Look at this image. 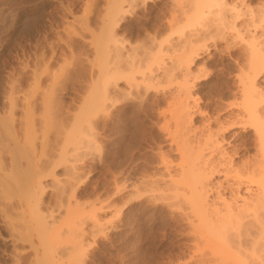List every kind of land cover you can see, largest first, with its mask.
<instances>
[{"label":"rangeland","instance_id":"rangeland-1","mask_svg":"<svg viewBox=\"0 0 264 264\" xmlns=\"http://www.w3.org/2000/svg\"><path fill=\"white\" fill-rule=\"evenodd\" d=\"M118 1L0 0V264L246 261L233 247L234 254L224 247L210 250L194 230L190 194L178 188L172 200L165 182L179 179L181 154L199 148L197 138L204 142L209 124L198 109L231 122L228 139L219 142L227 147L232 140L239 163L257 157L255 127L238 120L242 82L249 86L255 73L254 87L262 92L256 94L264 98V58L263 69L254 72L245 49L254 40L264 48V0H121L127 10L117 13L120 23L113 19V32L124 45L111 55L122 50L128 74L118 81L124 98L107 117L101 34L109 18L104 16ZM196 9L197 16H209L194 23L188 16ZM178 115L184 116L180 127ZM134 125L141 134L130 139ZM185 127L193 132L179 136ZM25 170L31 175L20 176ZM121 174L128 187L133 184L124 207ZM16 175L22 177L18 182ZM155 180L162 183L153 192L148 186Z\"/></svg>","mask_w":264,"mask_h":264},{"label":"bare ground","instance_id":"bare-ground-1","mask_svg":"<svg viewBox=\"0 0 264 264\" xmlns=\"http://www.w3.org/2000/svg\"><path fill=\"white\" fill-rule=\"evenodd\" d=\"M115 1V0H114ZM126 2V0H124ZM130 0H128L129 2ZM206 1V0H204ZM203 1V2H204ZM214 1V0H213ZM113 2V1H112ZM119 2V3H118ZM115 5V3L111 4V5H114L109 9L106 10V12L109 10V13H108V16H107V13H106V16L104 17H109L107 18L106 21L108 22H105V34L104 32L102 33V31H100L101 34V37H103L102 35H104V38H101V40L103 39V41L101 42L103 47V57H101V61H102V58H104V61H103V69H102V75H103V79H102V82H103V99L102 102L103 105H104V110L105 112L107 113V117L111 116L112 115V109L113 107L115 106V108H118V104L120 105V101H122V99L124 98V93H123V90L122 88L119 86V82L118 81H121L120 79L122 77H124V74L127 75L128 72H124V65L122 66L121 64V59L124 57H121L120 58V53L122 54V50L119 51V55L116 54L117 58L115 59L116 56H112L111 55V51H112V48H115V49H123V47H121L122 45H124V41L121 39V42L120 41V38L118 39L117 36L115 35V33L113 32V29L116 25H113V19H115L116 21H118L116 18L117 16H119L117 13H121L122 14V11L124 12V8L121 9V5H124L126 4L125 2L123 3L122 1V4H121V0L118 1ZM202 4H206V2H204ZM216 2V1H214ZM213 2V4H214ZM135 3V2H134ZM210 3V2H209ZM121 4V5H120ZM129 4H132V3H129ZM200 4V5H202ZM218 4H220V2H218ZM217 4V5H218ZM110 5V4H109ZM207 5V4H206ZM203 7L205 5H202ZM211 6V5H210ZM209 6V7H210ZM220 6V5H219ZM222 7V6H220ZM109 8V6L107 7ZM129 8V7H128ZM131 8V6H130ZM195 8H198L197 6H195ZM201 8V7H200ZM206 8V7H205ZM264 8V7H263ZM121 10V12L119 10ZM126 9V8H125ZM131 9H134V8H131ZM235 9V8H234ZM262 9V8H261ZM127 10V9H126ZM125 10V12H126ZM200 10V9H199ZM198 10V12H199ZM204 10V9H203ZM212 11L210 9H207V11ZM222 10V9H221ZM117 11V12H116ZM193 11V10H192ZM197 9L195 10V14L197 13L196 12ZM223 11V10H222ZM261 11V10H260ZM124 12V13H125ZM194 12V11H193ZM192 12V13H193ZM237 12V11H236ZM239 12V11H238ZM116 13V14H115ZM191 13V12H190ZM200 13V12H199ZM204 13V12H203ZM203 16H200V14L197 16V17H193L195 16V14L192 16H188L189 19L192 17L195 21L194 23H196V21L198 22V19L201 18V17H204V15L206 16L207 14H203ZM222 13V12H221ZM260 13V12H259ZM262 17L264 19V9L262 10ZM114 14V16H113ZM126 14V13H125ZM130 14V13H129ZM231 14V13H230ZM241 14V13H240ZM239 14V15H240ZM233 15V14H232ZM231 15V16H232ZM236 15V13H235ZM238 15V13H237ZM253 15V14H252ZM261 15V14H260ZM258 15V16H260ZM209 16V15H207ZM114 17V18H113ZM187 17V16H186ZM234 17V16H233ZM239 16L236 17V20ZM262 17L260 16V20L263 21ZM111 18V19H110ZM119 18V17H118ZM191 18V19H192ZM209 17H207L206 20H209L208 19ZM222 19V17H220ZM253 18V17H252ZM103 19V18H102ZM188 19V20H189ZM224 19V18H223ZM256 19V18H255ZM125 20V18H124ZM187 20V21H188ZM205 20V19H204ZM203 20V21H204ZM225 20V19H224ZM228 20V18L226 19ZM234 20V19H233ZM200 22H202V19H199ZM232 21V20H231ZM233 24L234 27H236L234 24V21L231 22ZM254 21V20H253ZM256 21V20H255ZM254 21V22H255ZM261 21V22H262ZM119 22V21H118ZM117 22V23H118ZM172 22V21H171ZM225 22V21H224ZM247 22V21H246ZM250 22H251V19H250ZM257 22V21H256ZM255 22V23H256ZM120 23V22H119ZM193 23V22H192ZM227 23V22H226ZM225 23V24H226ZM254 23V24H255ZM171 24V23H170ZM186 24V22H185ZM189 24V23H188ZM198 24V23H197ZM201 24V23H200ZM250 24V23H249ZM253 24V25H254ZM107 25V26H106ZM112 27H110V26ZM169 25V24H168ZM181 25V24H180ZM178 25V26H180ZM184 26V24H182ZM181 25V26H182ZM196 25V24H195ZM156 26V25H155ZM231 25V27H233ZM252 26V24H251ZM103 27V25H102ZM159 27V26H157ZM200 27V26H199ZM264 27V26H263ZM108 28V29H107ZM179 29V27H177ZM192 28V27H191ZM227 28V27H226ZM230 28V26H229ZM256 28H258L256 26ZM161 29V28H160ZM159 29V30H160ZM176 29V30H178ZM248 29V27H247ZM250 29V28H249ZM115 30V29H114ZM156 30V29H155ZM158 30V29H157ZM173 30V29H172ZM174 30V31H176ZM195 30V29H194ZM251 30V29H250ZM248 30V31H250ZM264 30V29H263ZM200 31V30H198ZM197 31V32H198ZM242 31V30H241ZM178 32V31H177ZM264 32V31H263ZM256 33V32H255ZM254 34V33H253ZM158 35V33H157ZM131 36V35H130ZM152 36V35H151ZM255 34L252 36L253 38H255ZM148 37V36H147ZM237 37V36H236ZM149 38V37H148ZM256 39V38H255ZM263 39V38H262ZM131 40V39H130ZM250 40H253V39H250ZM255 41V40H254ZM254 41L250 42V43H247L249 46L245 49H248V51L246 50V52L249 53L250 55V60H248V63H250L249 67L254 70L257 71V69H259L260 71V68H262L259 63L261 60H263L262 58H264V52H263V49L259 46H257V44L254 43ZM115 42V43H114ZM118 42V43H117ZM249 42V41H248ZM256 42V41H255ZM112 43V44H111ZM117 43V45H116ZM123 43V44H121ZM115 44L114 46L115 47H112L111 45ZM120 44V45H119ZM262 44V43H261ZM119 45V46H118ZM118 46V47H117ZM121 47V48H120ZM125 49V48H124ZM117 51V50H116ZM126 51V50H125ZM101 52V51H100ZM113 52V51H112ZM115 52V51H114ZM134 52V51H133ZM101 53V54H102ZM118 53V52H117ZM246 53V54H248ZM124 54V53H123ZM136 55V54H135ZM128 56V55H127ZM131 56V55H130ZM247 59H248V55H246ZM115 60H113V58ZM133 57V56H132ZM131 57V58H132ZM130 57L128 59H131ZM261 58V59H260ZM260 59V60H259ZM125 60V59H124ZM123 60V61H124ZM122 61V62H123ZM191 61V60H190ZM126 63V62H125ZM123 63V64H125ZM131 63V62H130ZM133 63V62H132ZM190 63V62H189ZM133 65V64H131ZM141 65V64H140ZM263 65V64H262ZM128 64H126V67L127 68ZM245 66V65H244ZM123 67V68H122ZM130 67V65H129ZM135 67V65H134ZM134 67L132 66L131 68L134 69ZM143 67V66H142ZM189 67V66H188ZM136 68H138V66H136ZM141 68V66H140ZM249 68V69H250ZM124 69V70H123ZM143 69V68H142ZM189 69V68H188ZM263 69V68H262ZM137 70V69H136ZM140 70V69H139ZM144 70V69H143ZM142 70V71H143ZM245 70V69H244ZM128 71V70H127ZM130 71V70H129ZM133 71V70H132ZM145 71V70H144ZM243 71V70H241ZM247 71V70H246ZM251 71V70H250ZM137 72L138 74V71H135ZM249 72V71H248ZM124 73V74H123ZM130 74L132 72H129ZM143 72H141L142 74ZM145 73V72H144ZM143 73V74H144ZM151 73V72H150ZM244 73V71L242 72ZM260 73V72H259ZM133 74L135 75L136 73L133 72ZM251 74V73H250ZM102 75H101V78H102ZM151 75L152 77V74H147ZM242 75V74H241ZM256 75V73H255ZM255 75H253L252 77L249 78V86H247V84L245 83V81H241L243 83V97L241 99V102H242V117L238 120L239 123H242L245 125H248L251 121V124L250 126H254V130H255V142H256V146H257V151H258V155H256L257 157H255L254 159L250 158V160H245L244 159L239 163L237 161V159L239 158V152L238 150L236 149V147L231 146V141L227 140L228 141V145L230 146H227L225 147L224 145H222L221 143L225 142L226 141V138L228 139V135L229 134V131L228 129L231 128V127H227V125L229 124L228 121H221L220 117H214V116H209L207 113V115L204 114V112H202V110L198 109L197 112L199 114L202 115V119L204 120V124H205V121L208 122V126L206 130H204L205 132V139H204V142L202 139H198V144L196 147H199V148H196L198 150L193 149V151L189 152V154H185L183 156L182 155V163L180 164V174L179 175V179L177 178V180L175 181L174 179L176 178H170L171 180L169 182H165L167 188H168V192H170V195H171V198L173 197L172 200H174L175 198V195H176V190H179L178 188H180L183 193L186 195L187 193H189V197H187L188 201L187 203H190L189 205V212L193 213V219H194V222L195 220L197 221V225H194L193 227L195 228L194 230L197 231V234H199V238L202 240H204L206 242V244H210L208 245L207 247L209 248V246H211V248L215 249L216 247H219L220 249L222 247H224L223 249L227 250L228 248V251L233 247V249L235 248L242 256H244L247 260L246 261H240V259L238 260L237 258L235 259V262L233 261V258L232 259V263L231 264H264V98L261 97L260 95V98L258 97L259 95L257 94H261L259 92H257V89L254 87L255 84H254V81H255ZM132 76V75H130ZM144 76V75H143ZM247 76V75H246ZM129 77V76H128ZM136 77V76H135ZM147 77V81H148V78ZM154 77V76H153ZM248 77V76H247ZM133 78V77H131ZM144 78V77H143ZM200 78V77H199ZM245 78V76H244ZM142 79V77H141ZM150 79V78H149ZM152 79V78H151ZM155 80V79H154ZM244 80V79H243ZM127 81V80H126ZM146 81V82H147ZM140 82V81H139ZM152 82V81H149V83ZM143 83V82H141ZM140 83V84H141ZM149 83H146V84H149ZM154 83V81H153ZM129 84L132 85V82H129L128 83V90L130 91L129 89ZM145 84V83H143ZM151 84V83H150ZM152 85V84H151ZM154 86V85H153ZM251 86V88H250ZM138 88L139 85H137L136 83V86L135 88ZM147 88L151 86H146ZM144 87V89L146 88ZM156 87V86H155ZM115 88V89H114ZM141 88V87H140ZM127 89V88H126ZM143 89V88H142ZM241 89V90H242ZM125 90V89H124ZM137 90V89H136ZM126 91V90H125ZM143 91V90H141ZM101 92V91H100ZM128 92V91H127ZM136 92V91H135ZM147 92V91H146ZM257 92V94H256ZM138 93V91H137ZM126 94V92H125ZM127 94H130L127 93ZM164 94V93H163ZM257 96H256V95ZM137 95V94H136ZM263 95V94H262ZM92 96V95H91ZM101 96V95H100ZM123 96V98H122ZM128 96V95H127ZM165 96V94H164ZM255 96L258 97V99L256 98L255 99ZM138 97V96H137ZM93 98V97H92ZM172 98V97H171ZM175 99V98H174ZM173 99V100H174ZM92 100V99H91ZM90 101V99H89ZM171 101V100H169ZM175 102V100H174ZM173 102V103H174ZM118 103V104H117ZM122 103V102H121ZM86 104V103H85ZM149 104V103H146V105ZM189 104V103H188ZM169 105V104H168ZM172 105V104H171ZM198 105V104H197ZM118 106V107H116ZM122 106V105H121ZM150 107L151 105H147V107ZM195 106V105H194ZM143 107V106H142ZM142 107L140 109H142ZM145 107V106H144ZM148 107V108H149ZM172 107V106H171ZM185 107V106H184ZM183 107V108H184ZM193 107V106H192ZM198 107H200L198 105ZM134 109H132V111H135L136 113L140 112L138 111V109L136 107H133ZM125 109V108H124ZM151 109V108H149ZM118 110V109H116ZM148 110V109H147ZM182 110V109H181ZM114 111V110H113ZM142 111V110H141ZM150 111V110H149ZM184 111V110H183ZM196 111V110H195ZM194 111V112H195ZM204 111V110H203ZM177 112V111H176ZM175 112V113H176ZM185 112V111H184ZM183 112V113H184ZM140 114V113H139ZM196 114V113H195ZM138 115V114H137ZM142 115V114H141ZM145 115V114H143ZM185 115V113L183 114ZM186 115H188V112H186ZM198 115V114H197ZM182 116V115H181ZM190 116V115H188ZM187 116V117H188ZM216 116V115H215ZM218 116V115H217ZM121 117V116H120ZM145 117V116H144ZM176 117V115H175ZM178 119H180L178 122L180 123V126H182V122H180L184 116L180 117L178 115ZM191 117V116H190ZM146 118V117H145ZM186 118V117H185ZM138 119V117H137ZM190 119V118H188ZM233 119V118H232ZM185 120V119H184ZM223 120V119H222ZM230 120V119H229ZM137 121V120H136ZM141 121V120H140ZM176 121V119H175ZM183 121V120H182ZM232 121V120H231ZM253 121V122H252ZM177 122V121H176ZM177 122V123H178ZM185 122V121H184ZM249 122V123H248ZM141 123V122H139ZM231 123V122H230ZM233 124L236 123V122H232ZM253 123V124H252ZM144 124V123H143ZM216 125V128L215 130L212 128V125ZM232 124V125H233ZM130 125V124H129ZM145 125V124H144ZM184 125H186L184 123ZM214 125V126H215ZM235 125V124H234ZM146 126V125H145ZM206 126V125H205ZM127 127V126H126ZM188 127V126H187ZM187 127H185V134H179V136H186L188 137V132H190L192 129H187ZM189 128V127H188ZM205 128V127H204ZM203 128V129H204ZM126 129V128H125ZM140 129V128H139ZM139 129L137 128V126H133V130L129 137L130 139H134L135 136L137 135H140L139 134ZM188 130V131H187ZM184 131V130H182ZM196 131V130H195ZM127 132V131H126ZM144 132V131H143ZM147 132V131H146ZM168 132V131H167ZM172 132V131H171ZM178 132H181L178 131ZM193 132V131H191ZM190 132V133H191ZM177 133V132H176ZM203 133V132H202ZM195 134V133H194ZM199 134V133H198ZM234 134V132H233ZM125 135V133H124ZM200 135V134H199ZM203 135V134H202ZM232 135V134H231ZM126 136V135H125ZM123 137L124 139L126 137ZM177 136V135H176ZM178 136V137H179ZM190 136V135H189ZM234 137L237 135L234 134L233 135ZM75 137V133H74V136L73 138ZM128 137V135H127ZM128 137V138H129ZM194 137V136H193ZM72 138V139H73ZM144 138V137H143ZM146 138V137H145ZM183 138V137H182ZM192 138V136L190 137ZM190 138L188 140H190ZM216 138V139H213ZM137 139V138H136ZM180 139V138H179ZM184 139V138H183ZM219 139H221V143L219 142ZM143 140V139H142ZM187 140V139H186ZM185 140V141H186ZM202 140V142H201ZM132 141V140H131ZM182 141V140H181ZM184 143V141H182ZM194 142V141H193ZM192 142V143H193ZM196 142V141H195ZM202 143V145L200 146V144ZM124 143V141H123ZM126 143V142H125ZM131 143V142H130ZM133 143V142H132ZM195 144V143H194ZM227 144V142H226ZM123 146V144H122ZM192 146V145H191ZM125 146H123V149H124ZM195 147V146H194ZM232 147V148H231ZM126 148V147H125ZM206 150H209L208 153H204ZM204 151V152H203ZM207 152V151H206ZM246 159V158H245ZM163 160V159H162ZM163 162V161H162ZM168 168L170 166H167ZM167 168V169H168ZM179 170V171H180ZM28 170H25L23 175H20V176H24L25 173L27 172ZM15 173V172H14ZM17 173V172H16ZM20 173V172H18ZM17 173V174H18ZM29 174V176L31 175L29 173V171L27 172ZM179 173V172H178ZM19 175V174H18ZM18 175H16V179L18 182L19 180L18 179H21L22 177H19ZM177 175V174H176ZM171 176V175H170ZM19 177V178H18ZM13 178V177H12ZM25 178V177H23ZM14 178V180H16ZM27 179V177H26ZM28 180V179H27ZM121 188L120 190L122 191L121 193V196H120V200L122 201L123 203V207L125 204H127V202L129 201V198H127V193L128 191L126 192L127 188L133 186V184H131V186H127V178L125 176H123L121 174ZM158 180H161V179H158ZM163 180V179H162ZM27 182L26 180H20V182ZM148 181V180H147ZM21 182V184H22ZM37 182V181H36ZM41 182V181H40ZM39 182V183H40ZM150 182V181H149ZM157 181L155 180V182H151L148 186L150 187V191H155L156 192V188L158 189V184H155ZM162 183V181H159L157 183ZM155 184V185H154ZM17 185V184H15ZM20 185V184H19ZM41 185V183L39 184ZM148 185V184H147ZM254 185V187H256V189L253 191L252 190V186ZM135 186V185H134ZM146 186V185H145ZM160 187L162 185H159ZM165 186V187H166ZM42 187V185L40 186ZM147 187V186H146ZM145 187V188H146ZM164 187V188H165ZM43 188V187H42ZM133 188V187H132ZM155 188V189H153ZM41 188H39L40 190ZM161 189V188H160ZM254 189V188H253ZM43 190V189H42ZM129 190V189H128ZM147 190V189H146ZM163 190V189H162ZM166 190V189H164ZM28 190H25L23 191L24 193L27 192ZM153 191V192H154ZM247 191V192H245ZM131 192V191H130ZM133 192V191H132ZM187 192V193H186ZM32 193V192H31ZM31 193H30V190L26 193L27 195L29 194V196H31ZM135 193V192H134ZM152 193V192H151ZM163 193V192H162ZM181 193V192H180ZM25 194V195H26ZM40 194V193H39ZM131 194V193H130ZM129 194V195H130ZM154 194V193H152ZM156 194V193H155ZM165 194V193H164ZM167 194V193H166ZM169 194V193H168ZM180 195V194H178ZM177 195V196H178ZM156 196V195H155ZM169 196V195H168ZM182 196V195H181ZM184 196V195H183ZM40 197V196H39ZM134 197V196H133ZM186 198V197H185ZM128 199V200H127ZM133 200V199H132ZM171 200V199H170ZM171 200V201H172ZM186 200V199H185ZM131 202V199L130 201ZM171 204H173V202H171ZM121 207V208H123ZM190 214V213H188ZM189 216V215H188ZM192 218V217H191ZM194 224V223H193ZM196 233V232H195ZM202 236V237H201ZM202 241V244L205 245V242ZM200 242V241H199ZM204 242V243H203ZM208 242V243H207ZM210 242V243H209ZM200 244V243H199ZM201 244V245H202ZM213 245V246H212ZM200 246V245H198ZM203 247V246H202ZM231 247V248H230ZM203 248H201L202 250ZM210 249V248H209ZM218 249V248H217ZM216 249V251H217ZM219 249V251H220ZM231 249V250H233ZM211 250V249H210ZM230 252H233L231 251ZM203 251V250H202ZM215 251V252H216ZM227 253V251H225ZM221 253V252H220ZM219 254V253H218ZM229 254V253H228ZM231 254H234L231 253ZM229 254V255H231ZM227 255V254H225ZM233 256V255H231ZM235 257V256H233ZM238 257V256H237ZM221 258V256H220ZM228 258V256H227ZM229 258V259H230ZM230 259V260H231ZM237 260V262H236ZM218 262V261H216ZM221 262V261H220ZM219 262V263H220ZM218 263V264H219Z\"/></svg>","mask_w":264,"mask_h":264}]
</instances>
